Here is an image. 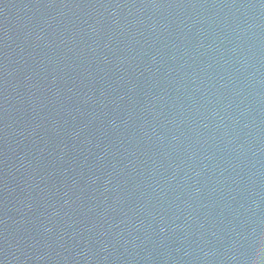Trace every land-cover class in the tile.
Here are the masks:
<instances>
[{
	"label": "water",
	"instance_id": "1",
	"mask_svg": "<svg viewBox=\"0 0 264 264\" xmlns=\"http://www.w3.org/2000/svg\"><path fill=\"white\" fill-rule=\"evenodd\" d=\"M0 264H264V0H0Z\"/></svg>",
	"mask_w": 264,
	"mask_h": 264
}]
</instances>
